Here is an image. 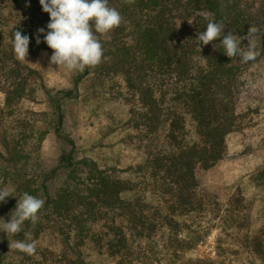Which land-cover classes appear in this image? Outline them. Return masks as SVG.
<instances>
[{
    "label": "trees",
    "instance_id": "16d2710c",
    "mask_svg": "<svg viewBox=\"0 0 264 264\" xmlns=\"http://www.w3.org/2000/svg\"><path fill=\"white\" fill-rule=\"evenodd\" d=\"M109 6L118 9L123 21L107 35L97 34L104 54L94 69L123 78L121 96L135 130L129 138L141 157L130 166L136 173L134 183L117 176L115 168L75 159L76 143L64 131L62 109L63 97L72 92L51 94L41 73L16 58L11 43L14 32L20 31L30 39V55L41 49L53 53L43 40L49 14L39 0H0V89L5 94L0 110V187L45 202L38 222L33 226L25 221L22 231L37 237L51 228L57 234L63 260L49 259L47 264H93L82 257L86 247L115 264H131L134 254L149 244L159 245L161 238L177 253L195 248L213 229L241 233L243 249L264 264V227L258 235L248 232L252 203L239 187L210 188L200 179L225 158L227 137L244 127L235 101L253 75L251 67L264 65V0H135L131 5L109 0ZM205 17L223 21L225 35L233 30L246 37L254 24L260 55L248 62L231 58L220 43L223 37L201 44L200 52L195 37L206 30ZM247 44L244 39L241 47ZM32 81L47 97L56 137L69 145L51 170L38 173L30 168L29 145H36L37 152L47 130L35 127L22 109L24 100L39 99ZM80 164L88 166L84 175ZM58 171L65 176L51 192L47 181ZM253 179L264 186V169ZM5 200L0 203L8 208L7 221L16 201L11 196ZM1 235L4 264L6 239L4 232ZM68 254L74 258H66ZM195 264L214 263L199 259Z\"/></svg>",
    "mask_w": 264,
    "mask_h": 264
},
{
    "label": "rangeland",
    "instance_id": "374dc122",
    "mask_svg": "<svg viewBox=\"0 0 264 264\" xmlns=\"http://www.w3.org/2000/svg\"><path fill=\"white\" fill-rule=\"evenodd\" d=\"M52 51L41 49L24 60L37 69L51 94L72 92L62 99L64 131L76 143L75 159L95 163L101 169L115 168L120 178L136 182V173L130 170L141 159L129 136L135 130L128 122V104L123 97L124 82L121 75H106L91 68L83 72H69L65 68L50 64ZM253 75L236 95L237 112L244 117V127L231 133L227 139V154L212 168L201 175L203 185L216 188L235 189L239 187L244 196L252 203L250 235L260 234L264 227V186H260L253 176L264 169V65L251 67ZM81 76L76 84V77ZM39 96L37 101L22 102L23 115L35 121L39 130H47L37 152L32 147L31 170L34 172L51 170L69 145L58 139L53 131L52 109L45 94L38 89L39 83H30ZM5 94L0 89V110L4 105ZM35 111L37 113H30ZM86 164H80L79 173L84 175ZM65 174L58 171L48 181L51 192L62 184ZM1 188V187H0ZM16 204L19 193H14ZM40 198V197H37ZM8 208L0 203V218L6 219ZM0 231V245L2 244ZM22 233V234H21ZM9 235L6 239L4 264H47L49 259L63 260L57 234L48 228L39 236L31 234L37 245L33 255L9 248L8 240H23L25 233ZM145 246L134 254L131 264H195L196 260H211L214 264H262L241 245V233L213 229L208 237L193 249H180L163 243ZM219 248H223L219 249ZM53 251L49 257L47 253ZM220 252V254H219ZM55 253V254H54ZM47 254V255H44ZM67 256V255H65ZM74 258L68 254L66 258ZM82 257L93 264H115L114 259L99 255L95 249L86 247ZM66 260V259H65Z\"/></svg>",
    "mask_w": 264,
    "mask_h": 264
},
{
    "label": "clouds",
    "instance_id": "9594fccd",
    "mask_svg": "<svg viewBox=\"0 0 264 264\" xmlns=\"http://www.w3.org/2000/svg\"><path fill=\"white\" fill-rule=\"evenodd\" d=\"M42 10L49 14L47 33L43 40L53 50L50 64L67 69L69 72H84L101 63L104 49L98 35H107L122 24L123 17L115 7L109 6V0H39ZM131 5L135 0H123ZM208 19L207 17H205ZM192 23V21H189ZM223 21L214 17L208 19L205 31H198L196 43L201 52V44L207 45L217 38L223 37L221 44L229 57L240 56L244 62L255 61L260 55L259 45L253 38L258 28L251 24L246 37L234 34L233 30L226 35ZM40 33L45 29L40 28ZM248 41L247 46L241 47L242 40ZM30 39L20 31L14 32L11 39L13 51L20 61L27 60ZM37 44L41 42L36 38ZM214 47V45H213ZM14 189L0 188V202L13 195ZM44 200L24 192L17 199L16 207L10 213V219L0 218V231L9 235H17L22 231L25 221L34 226L38 220V212L44 206ZM9 248L28 255L36 251V243L32 241L31 233H25L23 240H8Z\"/></svg>",
    "mask_w": 264,
    "mask_h": 264
}]
</instances>
